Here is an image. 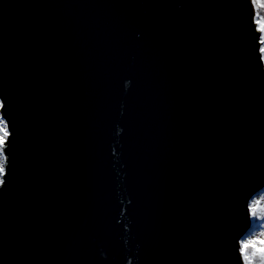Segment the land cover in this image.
<instances>
[{
	"label": "water",
	"instance_id": "95a60500",
	"mask_svg": "<svg viewBox=\"0 0 264 264\" xmlns=\"http://www.w3.org/2000/svg\"><path fill=\"white\" fill-rule=\"evenodd\" d=\"M251 0H0V264H243L264 189Z\"/></svg>",
	"mask_w": 264,
	"mask_h": 264
},
{
	"label": "snow or ice",
	"instance_id": "6c2138e0",
	"mask_svg": "<svg viewBox=\"0 0 264 264\" xmlns=\"http://www.w3.org/2000/svg\"><path fill=\"white\" fill-rule=\"evenodd\" d=\"M251 2L254 8L259 9L256 15L260 17L261 12L264 11V0H251ZM255 23L258 25L257 31L261 34L259 37V43L262 46L260 47L259 51L261 53V60H264V17L257 19ZM0 124H3V121H0ZM0 133H2V135H0V177H3L5 174V170H4L5 157L3 153V148L5 147V141L9 133L6 127H0ZM2 183L3 180L0 179V184ZM261 200H264V197H262ZM261 200L254 199L248 204L249 214L257 219H264V203H261ZM251 240L252 237L240 241L239 254L242 258L243 264H255V260H256L255 253L249 247Z\"/></svg>",
	"mask_w": 264,
	"mask_h": 264
},
{
	"label": "rangeland",
	"instance_id": "374dc122",
	"mask_svg": "<svg viewBox=\"0 0 264 264\" xmlns=\"http://www.w3.org/2000/svg\"><path fill=\"white\" fill-rule=\"evenodd\" d=\"M255 16H256V11H255ZM256 21V19H255ZM256 26L258 27V25L256 24ZM261 35V34H260ZM262 45H260L261 47ZM263 61V64H264V60ZM0 121H3L1 116H0ZM0 127H6L5 123L3 122V124H0ZM0 135H2V133H0ZM4 164H5V160H4ZM0 179H2V177H0ZM264 197V189L260 190V192H258L255 196H253L249 203L256 199V200H261V198ZM248 203V204H249ZM261 203H264V200H261ZM256 219V222L255 223H251L250 224V228L248 230V232L244 235V237H242L240 239V241L244 240V239H248V238H251L253 236H258V234L260 232H264V227H261L262 224H264V219H257V218H254L250 215V222H252V220H255ZM240 244V242H239Z\"/></svg>",
	"mask_w": 264,
	"mask_h": 264
},
{
	"label": "clouds",
	"instance_id": "9594fccd",
	"mask_svg": "<svg viewBox=\"0 0 264 264\" xmlns=\"http://www.w3.org/2000/svg\"><path fill=\"white\" fill-rule=\"evenodd\" d=\"M249 247L255 253V264H264V232H260L258 236H253Z\"/></svg>",
	"mask_w": 264,
	"mask_h": 264
},
{
	"label": "trees",
	"instance_id": "16d2710c",
	"mask_svg": "<svg viewBox=\"0 0 264 264\" xmlns=\"http://www.w3.org/2000/svg\"><path fill=\"white\" fill-rule=\"evenodd\" d=\"M255 11H256V13H257V11H259V9H256V8H255ZM261 17H264V11L261 12L260 17H258V16L256 15L254 18L257 20V19H260ZM255 222H256V219H255V220H252V223H255Z\"/></svg>",
	"mask_w": 264,
	"mask_h": 264
}]
</instances>
